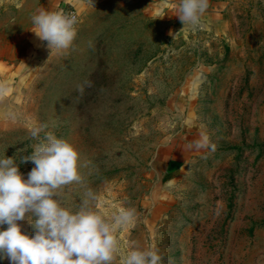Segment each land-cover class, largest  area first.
<instances>
[{
  "label": "rangeland",
  "instance_id": "obj_1",
  "mask_svg": "<svg viewBox=\"0 0 264 264\" xmlns=\"http://www.w3.org/2000/svg\"><path fill=\"white\" fill-rule=\"evenodd\" d=\"M79 1L0 0V158L26 179L22 158L51 132L79 153L62 206L88 200L109 221L113 204L134 210L121 250L264 264V0H208L195 28L179 0ZM62 6L76 36L50 54L31 18ZM202 133L215 151L192 147Z\"/></svg>",
  "mask_w": 264,
  "mask_h": 264
},
{
  "label": "clouds",
  "instance_id": "obj_2",
  "mask_svg": "<svg viewBox=\"0 0 264 264\" xmlns=\"http://www.w3.org/2000/svg\"><path fill=\"white\" fill-rule=\"evenodd\" d=\"M92 6L94 0H90ZM208 7V0H179L180 22L195 28ZM163 18V10L157 12ZM35 37L53 51L68 49L76 36L77 16L60 11H40L32 16ZM171 34V33H170ZM46 126L33 127L38 138ZM192 147L215 151L216 145L201 134ZM34 167L27 178L12 157L0 158V261L9 264H112L119 253V264H162L163 256L154 246L141 250H121L117 233L134 218V210L111 206V221L93 211L82 200L73 212L62 206L57 189L80 182L79 153L62 138L45 132L33 152L22 158ZM27 219L34 234L18 223ZM6 226V227H5Z\"/></svg>",
  "mask_w": 264,
  "mask_h": 264
},
{
  "label": "crops",
  "instance_id": "obj_3",
  "mask_svg": "<svg viewBox=\"0 0 264 264\" xmlns=\"http://www.w3.org/2000/svg\"><path fill=\"white\" fill-rule=\"evenodd\" d=\"M65 1H67V0H65ZM68 1H69V0H68ZM70 1L75 2V4H79L78 6L80 7V3H81V1H79V0H70ZM66 8H67V6H62L58 11L62 12V10H63V9H66ZM68 9H72V8H69V7H68Z\"/></svg>",
  "mask_w": 264,
  "mask_h": 264
},
{
  "label": "built area",
  "instance_id": "obj_4",
  "mask_svg": "<svg viewBox=\"0 0 264 264\" xmlns=\"http://www.w3.org/2000/svg\"><path fill=\"white\" fill-rule=\"evenodd\" d=\"M62 12L65 13V14H75L76 15V12H75L74 9H68V8H66V9H63Z\"/></svg>",
  "mask_w": 264,
  "mask_h": 264
}]
</instances>
